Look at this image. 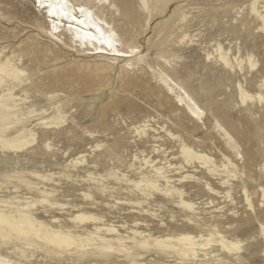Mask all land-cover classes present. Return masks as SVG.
<instances>
[{
	"label": "rangeland",
	"instance_id": "obj_1",
	"mask_svg": "<svg viewBox=\"0 0 264 264\" xmlns=\"http://www.w3.org/2000/svg\"><path fill=\"white\" fill-rule=\"evenodd\" d=\"M149 1L151 16L139 11L136 16H125L117 27L120 32L126 33L124 41L130 33L136 35L137 44L144 55V61L135 70H128L121 66L125 62L111 66L110 60L87 56L55 44L43 15L34 9L32 0H0V49L22 57L21 64L30 77V84L25 88L30 101L38 107L49 108L53 114L55 111L48 97L54 94L56 97L53 99L60 102V108L68 116L59 130L48 132L36 125V119L31 120L29 127L38 129L40 138L29 151H0V173L13 169L56 172L58 184L49 183L48 186L57 189L55 197L66 205L48 206L47 209L39 205L37 215L44 220L58 217L64 225L74 227L76 224L70 221L71 217L78 210H85L104 216L108 222L123 225L120 227L123 233L132 228L157 234L166 228L190 229L185 212L162 194H156L143 206H138L131 203V200L144 199L138 195L137 189L108 177L106 184L109 189L102 193L98 188L100 185L88 177L90 171L106 175L111 167L128 173L132 178L138 177L137 170L130 168L133 156L139 150L150 151V144L154 140L140 139L130 127L141 123L147 116L155 117L158 124L169 119L168 125L170 122L176 123L174 128L187 143L199 144L218 159L222 158L218 152L220 148L240 166L244 173V184L254 197L256 212L245 201L241 179L233 181L232 198L229 199L211 195L203 183L188 182L185 188L195 201L201 202V207L209 196H214L216 205L223 206L222 212L210 213L214 210L211 207L201 216L207 218L212 214H224L227 218L220 221H227L233 226L228 233L245 244V262L264 264V239L259 229V221H264V206H260L257 193L258 186L264 185V104L255 101L241 106L237 104L235 93L237 79L244 82L251 92H257V81L264 76V32L258 30V21L250 15L249 4L253 0ZM129 3L137 6L136 0H129ZM120 4L127 12V3L124 4L122 0ZM183 13L188 18L182 24ZM181 27L195 34L196 45L191 46L189 40L180 43ZM218 42L234 51L240 47L243 56L249 51L253 52L259 59L258 67L252 72L246 69L245 73L233 75L215 59L207 60L206 52H212ZM150 66L156 71L166 66L180 80L189 84L206 111V128L183 113L179 119L173 117L171 101L160 92ZM213 113L218 114L238 138L243 161L236 160L231 151L224 147L219 135L210 128ZM88 131L95 136L89 135ZM46 138L52 142L53 151L45 149L43 141ZM96 143L103 146L92 151L91 147ZM156 143L171 150L172 154L178 148V141L168 136ZM80 153L88 154L87 161L76 167L70 166L71 159ZM155 157L160 155L155 154ZM68 162L69 170H64ZM197 169L194 173L199 180H208L219 190L224 189L218 178L201 167ZM60 171L69 172V177ZM13 184L19 186L18 193L10 192L14 190ZM13 184L0 185V194L6 197L15 194L38 196L37 191L29 189L24 183L13 181ZM84 192H90L93 198H86ZM144 209L150 212L146 213ZM232 210L237 211L236 216L230 215ZM137 222L139 224L135 226ZM210 222L219 223L217 220ZM93 226L88 228L92 229ZM0 251L18 259L11 246L2 247ZM34 258V264L131 263L115 255L79 258L69 254L52 257L41 251L36 252ZM175 258L151 251L144 253L139 262L167 264Z\"/></svg>",
	"mask_w": 264,
	"mask_h": 264
},
{
	"label": "bare ground",
	"instance_id": "obj_2",
	"mask_svg": "<svg viewBox=\"0 0 264 264\" xmlns=\"http://www.w3.org/2000/svg\"><path fill=\"white\" fill-rule=\"evenodd\" d=\"M86 1L80 0L82 3L92 5L94 18L97 21H103V25L101 26L98 24V26L102 27L105 36L108 35V30L110 29L111 32H114L116 37H118V40L115 41L116 47L114 51L109 49L107 45L99 43L98 39L92 40L83 36V31H88L98 36L95 29L91 26L82 28V26L73 23L74 28H82V32L77 35L69 31V21H67V18H53L49 16V10L46 7L49 0H32L34 9L43 15L48 25V33L55 44L64 48H69V50H75L87 56L110 60L111 66L115 63L125 62V64L121 65L122 67L128 70H135L137 66L144 61V55L142 54L140 46L137 44L136 35L130 33L128 39L124 41L123 37L126 33L120 32L117 27H119L121 20L125 16H136L139 11L148 13V15L151 16L152 9L150 1L136 0L137 6H135L129 3V0H124V4L126 2L128 5L126 7L127 12L123 10L120 4L122 0ZM89 1H91V3H89ZM52 2H55V0H52ZM70 2H75V0H70ZM253 5L255 6V10H253ZM249 10L250 15L258 21V30L264 32V20L261 19V17H264V0L251 1ZM187 18L188 16L183 13L181 23L187 22ZM57 21L59 23V30L55 34H51V24ZM185 28L186 27H181L183 30L179 36L180 43L189 40L191 46L196 45L194 42V40L196 41V38L194 39L195 34H191L189 29ZM218 49H222L225 56L231 52V60L233 62L235 61L237 53L241 60H244L247 56L254 57L256 67L250 69L245 63L244 71L247 69L249 72H252L259 65V59L253 52L249 51L243 56L240 47L234 51L232 48H226L222 43L218 42L214 45L212 52H206V59L210 60L208 57L212 56L213 59L223 66L224 70L233 75L245 72H241L239 69L231 71L229 68L225 67L224 63L219 59L220 54L217 51ZM128 52H131L132 55L117 54ZM21 63L22 57L20 55L7 54L3 49H0V65L5 66L6 69L5 73L0 76V80L3 81V83H0V131L3 132V142L0 143V151L3 152L20 153L29 151L40 138L38 129L29 127V123L33 119L38 121L36 125H39V128L43 129L44 132L59 130L68 120L67 114H64V111L59 106L60 102L53 99L56 95L53 94L48 97L50 105L53 107V111H55L53 114L49 112V108L42 106L38 107L30 101V96L25 90L26 86L30 84V77L28 71ZM150 69H152L153 75L157 78V83L159 85L157 87L160 92L164 94L166 99L171 101L173 117L179 119L178 117L183 113L193 120L194 123L198 125L201 124L203 128H206V111L189 84L180 80L175 75V72L166 68V66H163L159 71L154 70L151 66ZM17 72H22L26 75L18 76ZM257 86L259 91L251 92L244 82L237 79L235 84V93L238 99L237 104L244 106L255 101L264 104L260 99V97L264 96V76L257 81ZM241 89H243L244 99L241 98ZM248 97H252V99ZM194 113L196 114L194 115ZM168 121L169 119L162 122V124H158L159 121L156 120L155 117L147 116L141 123L133 124L130 127L132 132L135 133V136H138L140 139L150 141V138H152V140H154V143L150 144L152 147L150 151L139 150L133 156V162L130 164V168L137 170L136 173L138 177L132 178L128 173L120 172L115 167H111L110 172L106 175L90 171L88 177L90 180L100 185L98 188L102 193L109 189V185L106 184L108 177H112L120 183L124 182L128 187L130 186L135 189L137 188L134 184L125 181L123 177H127L128 181H135L137 183L141 176L158 179L161 189L159 192H150L149 195H145L143 191L137 189L138 195H142V198L145 200L135 199L131 200V203L143 206L144 203H147V200L154 198L156 194H162V196L167 199L174 201L178 208L185 212L186 222L190 229L166 228L161 233L157 234L151 231L132 228L126 233H123L120 229L123 225L108 222L104 216L85 210H78V212L71 217L70 221L76 224L74 227L64 225L58 217H53L51 220H44L37 215L39 205L43 206L44 209H47L48 206L64 207L66 205L59 202L55 197L57 189L54 186H48L49 183L58 184L55 180L57 177L56 172L46 171L45 169H33L28 171L13 169L0 173V180L3 181L0 182V185L5 183L13 184V181H19L20 183H24L29 189L37 191L38 196L15 194L6 197L0 194V211H3L4 215L13 222L30 221L32 231V235L27 237H18L13 234L8 240L0 239V248L11 246L13 248L12 252L18 259L3 254L1 251L0 257L10 261L11 264H34L32 261L35 259L34 256L36 252L41 251L52 257H62L69 254L76 255L79 258L89 256L110 257L115 255L116 257L122 256L130 260V264H144L143 262H139V258L143 257V254L146 252L155 251L157 253H166L169 256L176 257L167 264H247L245 262L246 257L243 253L245 249L244 242L240 238L228 233V231L233 228L230 223L227 221H220L227 217H225L224 214H212L207 218L201 216L202 213L208 211L207 209L211 207H214V210L210 211V213L213 211L222 212L220 210L223 209V206L216 205L214 196L228 199L232 198L233 181L236 179H241L243 181L242 191L245 201L248 207L256 212L254 197L244 184V173L241 172V168L235 160L222 151V149H218V152L222 156V158L218 159L211 153H208L209 151L207 152L205 149H202L199 144L191 145L187 143L183 139L182 134L174 128L176 123L170 122V125H168ZM210 128L219 135L224 147L231 151L236 160H244V156L240 151L241 146L238 138L233 134L230 128L221 121L216 113H213V120L210 121ZM88 133L92 137L95 136L91 131H88ZM162 133L164 134L162 135ZM164 136L178 141L176 153L172 154L171 150L168 151L167 148L156 143ZM43 145L47 151L54 150L49 138L43 141ZM102 146V143H96L91 148H93L92 151H97L101 149ZM185 149H191L200 159L192 158L191 162H189V159L185 156ZM155 154L158 156L160 155V157H155ZM87 156L88 154L80 153L79 156L71 159L70 166L76 167L77 164L85 163L87 161ZM78 160L81 162L77 163ZM197 167L203 168L208 174L218 178L219 184L224 189L219 190L208 180L203 182L199 180L194 173L198 170ZM68 168L69 162L64 165V170H69ZM157 168L164 169L163 178L154 175L155 169ZM262 168H264V165ZM59 173L69 177V172L60 171ZM100 178H103V180L101 181ZM188 182L203 183L208 193L214 196H209L201 207L199 205L201 202L195 201L186 191L185 186ZM13 186L14 190L10 192L18 193L20 191L19 186L16 184H13ZM257 193L259 194L260 206H264V185L261 184L258 186ZM83 194L86 198H93L90 192H84ZM44 201H47V203H44ZM117 202L121 203V201ZM144 210H146V213L150 212L148 209ZM236 213L237 211L232 210L230 215L236 216ZM77 216L89 217L91 219L77 222L75 219ZM211 220H217L219 223L210 222ZM138 224L137 222L135 226ZM90 225H94L92 229L88 228ZM192 226H196V228L193 229ZM259 227L264 239V221H259ZM110 228H115L116 231H109ZM54 232H70L76 242L79 243L81 241L91 240L93 246L61 249L52 242L51 234ZM7 234L8 229L5 228V235ZM209 236L212 237L211 245L207 248L199 247L202 243H208ZM182 237L196 238L198 247L195 255H193L192 251L187 247L186 242L181 239ZM200 237H204V240L201 241L199 239ZM156 240L166 241L168 247L166 249L157 247L155 245ZM145 243L146 246H140ZM234 244L240 245L238 251L229 250ZM106 248H112L114 250L110 252L105 251L104 249ZM262 252L264 255V248Z\"/></svg>",
	"mask_w": 264,
	"mask_h": 264
},
{
	"label": "snow or ice",
	"instance_id": "obj_3",
	"mask_svg": "<svg viewBox=\"0 0 264 264\" xmlns=\"http://www.w3.org/2000/svg\"><path fill=\"white\" fill-rule=\"evenodd\" d=\"M46 7L49 10L50 17L67 18V21H69L68 23L69 31H72L75 34L79 35L82 32V28L91 26L92 28L95 29V32L98 34V36L93 35V33L88 32V31H83V36L90 38L92 40L98 39L99 43L107 45V47L113 51L115 50V47H116L115 41L118 40V37H116L115 33L111 32L110 29L108 30V35L105 36V33L101 27L103 25V21H97L94 18V12L92 10V5L87 4V3H82L80 2V0H75V2H70V0H55V2H52V0H49V3H47ZM253 10H255L254 5H253ZM261 19L264 20V17H261ZM73 23L82 26V28H74ZM98 24L101 26H98ZM51 28H52L51 34H55L59 30L58 21L55 23H52ZM217 51L220 54L219 59L224 63L225 67L229 68L231 71H236L237 69H239L241 72H243L245 63L248 65L250 69L256 67L254 57L252 56H247L244 58V60H241L239 54L237 53L235 61L233 62L231 60V55H232L231 52H229L227 56H225L223 54L222 49H218ZM117 54L118 55H132L131 52L117 53ZM208 58L211 60L212 56H209ZM5 71H6L5 66L0 65V76H2L5 73ZM17 75L23 76L26 74L22 72H17ZM0 83H3V81L0 80ZM241 92H242L241 98L244 99L243 89H241ZM248 98L252 99V97H248ZM260 99H261V102L264 103V96L260 97ZM195 114L196 113H194V115ZM2 142H3V132L0 131V143ZM185 156L187 159H189V162H191L192 158L200 159V157L196 156V154L193 153L191 149H185ZM79 162L81 161L78 160L77 163ZM154 175L156 177L163 178L164 169L163 168L155 169ZM100 179L101 181L103 180V178H100ZM123 179L129 183L134 184V186L137 189L143 191L145 195H149L150 192H159L161 190L158 179L149 178L147 176H141L138 183L135 181H128L127 177H123ZM44 203H47V201H44ZM75 219L77 222H80V221L91 219V218L77 216ZM5 228L8 229L7 235H5ZM109 231L115 232L116 229L110 228ZM13 234H15L18 237H27V236L32 235L30 221L25 220L22 222H13L4 215L3 211H0V239L8 240L11 238ZM51 236H52V242L61 249H71L75 247L93 246V242L91 240L81 241L79 243L76 242L70 232H66V233L54 232L51 234ZM181 239L186 242L187 247L192 251V254L195 255L196 249L198 247L196 243V238L182 237ZM199 239L203 241L204 237H200ZM211 242H212V237L209 236L208 243H202L199 245V247L207 248L211 245ZM155 245L162 249H166L168 247V243L166 241H160V240H156ZM140 246L144 247L146 246V243L141 244ZM239 249H240V245L234 244L232 248L229 250L238 251ZM104 250L110 252V251H113L114 249L106 248ZM0 264H11V262L8 260H5L3 257H0Z\"/></svg>",
	"mask_w": 264,
	"mask_h": 264
}]
</instances>
